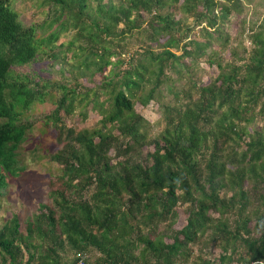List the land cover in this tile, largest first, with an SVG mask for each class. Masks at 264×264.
I'll return each mask as SVG.
<instances>
[{
    "label": "trees",
    "instance_id": "1",
    "mask_svg": "<svg viewBox=\"0 0 264 264\" xmlns=\"http://www.w3.org/2000/svg\"><path fill=\"white\" fill-rule=\"evenodd\" d=\"M20 1L0 0V188L22 169L24 111L49 93L12 73L33 63L36 44L60 67L44 119L60 148L46 201L0 223V264H264V0H36V24L19 19ZM240 15L232 35L225 25ZM188 18L200 38L181 44ZM62 48L85 72L66 75ZM201 62L216 70L206 83ZM78 77L94 87L68 86ZM150 103L156 135L135 109ZM89 104L100 127L60 121L77 105L85 120Z\"/></svg>",
    "mask_w": 264,
    "mask_h": 264
},
{
    "label": "rangeland",
    "instance_id": "2",
    "mask_svg": "<svg viewBox=\"0 0 264 264\" xmlns=\"http://www.w3.org/2000/svg\"><path fill=\"white\" fill-rule=\"evenodd\" d=\"M257 2H259V0H252V3ZM259 8V12L262 13L264 7L261 6ZM247 9L245 14L246 17L249 18L251 7L249 6ZM15 10L19 14V19L26 24L40 23L44 17L36 0H21L15 4ZM243 17L244 16L241 15L238 18L233 16L230 22L225 25V28L227 27L230 34L235 35L236 31L240 30ZM52 30L53 27L46 29L41 36L47 35L52 32ZM180 32L182 36L181 44L189 39L198 38L199 33H201L200 30L193 25L192 18H188L185 23L181 25ZM70 35L71 31H67L65 36L57 41L56 45L60 44L62 41L64 42ZM186 35L188 38H185ZM242 42L249 46L245 37H243ZM235 43L234 40L233 44ZM129 44L130 45L127 46L128 49L135 50V48L138 47L133 40H130ZM36 46L37 55L31 60L33 63L21 67H14L12 68V73L27 76L36 83V85L32 86L37 87V84L45 86L49 93L45 91L39 93L35 98L36 101L34 104L30 106V109L24 111V119L30 121L33 127L26 134L25 140L20 143L15 151V166L22 168L18 170L19 175L17 177H7L5 185L0 188V223L10 218L14 213H20L24 218L32 212H35L38 204L46 201L47 192L49 190L48 184L52 182L57 173L56 165L49 160V155L55 153L60 148V144L55 141L51 121L49 120V124L45 126L44 119L47 115L51 114V111L55 108L56 102L60 97L59 90L51 87L56 81L59 83L61 82V73L58 64L47 57V48L43 44H36ZM62 49L65 53L63 65L66 75L69 77H76L79 76L81 72H85L86 69L83 71L79 70L82 68L77 67L75 61L70 58V53L65 51L64 48ZM177 54H179V51ZM225 58L227 59L226 55ZM200 68L201 70L198 74L205 83L209 76H214L216 74V70L213 66H207L203 62H201ZM108 70L109 68L106 69L104 74L108 73ZM97 79L98 77L95 76L94 81L96 82ZM76 84H80L82 87L84 86L86 88L94 87V83L88 81L85 77H78L75 80H71L68 86H76ZM103 100H105V97L100 96L99 101L101 102ZM81 108L82 105H77L69 116L60 112V121H65L66 124L73 126L75 131L82 129L91 130L100 127L99 120L101 117L97 110L92 109V104H89L85 108L87 117L83 121L80 116V111L83 110V108ZM135 109L138 111L137 113L151 125V134L156 135L160 130V126L156 125L160 114H158V111L156 112L155 109L157 108L155 104L150 103L146 107H141L136 104ZM258 127L259 126H253L255 129ZM115 131L116 129L112 130V132ZM123 142L124 141H121V143ZM110 154L113 155L114 153L111 152ZM220 193L222 194L223 190H221ZM177 211L179 215L174 228H178L185 223L186 213L184 211V206H179ZM215 254H217V252ZM69 258L70 253L64 256L65 262L69 261Z\"/></svg>",
    "mask_w": 264,
    "mask_h": 264
},
{
    "label": "built area",
    "instance_id": "3",
    "mask_svg": "<svg viewBox=\"0 0 264 264\" xmlns=\"http://www.w3.org/2000/svg\"><path fill=\"white\" fill-rule=\"evenodd\" d=\"M77 264H84V262L80 260V261H78Z\"/></svg>",
    "mask_w": 264,
    "mask_h": 264
},
{
    "label": "bare ground",
    "instance_id": "4",
    "mask_svg": "<svg viewBox=\"0 0 264 264\" xmlns=\"http://www.w3.org/2000/svg\"><path fill=\"white\" fill-rule=\"evenodd\" d=\"M100 24V23H99Z\"/></svg>",
    "mask_w": 264,
    "mask_h": 264
}]
</instances>
